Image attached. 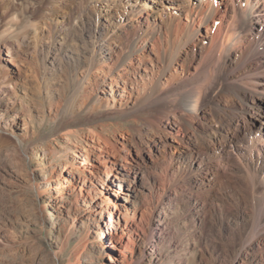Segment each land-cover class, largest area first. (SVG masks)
Wrapping results in <instances>:
<instances>
[{"label":"rangeland","instance_id":"374dc122","mask_svg":"<svg viewBox=\"0 0 264 264\" xmlns=\"http://www.w3.org/2000/svg\"><path fill=\"white\" fill-rule=\"evenodd\" d=\"M146 1L139 0L147 6ZM155 1L148 5L161 13L164 7ZM64 2L63 14L49 0H0V72L6 70L14 81L0 82V264H264V238L247 248L237 240L245 232L252 194L264 195L263 188L252 187L244 166L252 157L253 137L261 134L259 127L264 131L262 118L251 117L252 127L244 126L237 136L232 134L237 124L228 127L230 116L223 113L195 128L168 121L158 127L146 115L128 113L131 97L122 95V88L116 99L120 109L106 107L111 96L103 80L116 75L117 63L145 22L130 26V38L111 26V56L80 85L94 17L102 13V21L115 22L121 11H108L98 0ZM206 2L190 0L192 6ZM222 2L232 10L229 1ZM168 5L166 12L179 11ZM179 8L181 15L173 18L182 35L173 42L182 45L180 62L186 67L175 64L166 77L188 74L205 33L198 24L191 28L185 7ZM259 28L255 23L252 36L264 44ZM195 30L200 32L194 36ZM148 43V50L137 54L155 57ZM157 45L160 55L171 46L167 39ZM144 63L151 67L147 59ZM255 70L253 61L246 62L231 84L264 91V72ZM256 105L257 115L263 113L264 95ZM70 130L74 133L67 134ZM94 132L116 145L132 166L138 161L141 166L117 180L122 160L97 161L90 152L99 140ZM259 145L264 151V142ZM193 156L199 173L180 175ZM110 224L118 240L110 238Z\"/></svg>","mask_w":264,"mask_h":264},{"label":"bare ground","instance_id":"6f19581e","mask_svg":"<svg viewBox=\"0 0 264 264\" xmlns=\"http://www.w3.org/2000/svg\"><path fill=\"white\" fill-rule=\"evenodd\" d=\"M166 1L167 5L171 4L179 11L181 10L179 7H185L187 23L191 25V28L198 24L199 28L205 29V33L203 31L198 44L199 50H197L198 52L194 50L193 55L195 56H192V58H196V64H190L188 74L183 76L166 77L171 69H176L175 64H180L183 68L186 67L185 64L180 62H184V59L182 60L179 55V48L182 45H176V40L173 42L174 37L178 39L182 35V32L178 30L179 24L175 25L173 18L176 14L180 16L181 12L178 10L173 11L175 14L170 11L166 12ZM215 1L207 0L204 3L206 7H203L204 4L202 3L192 6L190 0H158L155 3L164 7L162 9L164 12L159 13L160 11L154 10V6L148 5L150 4L148 0L146 1L147 6L140 4L139 0H98V2L106 4L105 8L107 7L108 11L118 8L121 13L115 22L109 20L110 22L106 23L102 21L104 16L102 13L94 17L93 32L89 40L90 51L86 60L87 73L79 79L80 85L89 80V75L96 64L101 66L111 56L110 52L113 50L112 46H114L112 40L114 32H112L111 26L117 30H123L126 37L130 38L129 34L132 32H128L130 26L140 23L143 18L145 24L141 28V32L134 37L132 43L130 42L131 45L125 55L122 56L121 61L117 63L118 65L115 67L116 75L108 76L110 82H107L106 78L103 80L104 84L110 87L107 95L109 94L111 98H107L106 107L114 108L113 110L116 111L120 109L117 107L116 99L118 91L122 88V95H125L124 92H126L131 97L129 102L131 106H126L128 113L137 117L140 114L146 115L149 117L150 124L158 127H162L163 123L168 121L179 124L180 128L182 126L187 127V129L195 128L197 123L202 122L206 125L211 118H217L220 113L230 116L228 127H233L234 123L237 124L233 127L232 133L236 136L240 135L243 128L252 127L248 123L251 117L262 118L261 124L264 125V112H259L257 115L258 107L256 105L258 99L264 95V91H255L238 85L237 82L231 84V77L234 72L246 62L253 61L256 64L255 72L258 74H260L261 68L264 72V44L260 41L255 42L254 36H252L254 24L256 23L258 27L260 26L259 34L262 33L261 38L264 39V0H225L231 3V11L227 8L228 3L218 0V3L214 6ZM57 2L60 4H57ZM64 3V0H49V4L52 6L60 5L63 14L66 12ZM163 14H165V18ZM163 26L165 34H162ZM198 32L200 31L195 30L192 34L195 36ZM187 34L191 35L190 32ZM161 39H167V42L171 45L164 55H160L161 46L157 45L158 40ZM141 41L142 44L138 46V42ZM148 42L152 43V47H155L151 49L152 53L157 51L155 57L150 54L146 56L144 53L137 54L138 50H148ZM238 51L243 52L244 55H240L237 60L236 53ZM146 59L150 62L151 67L145 65L144 61ZM156 60L159 64L156 63ZM128 64L130 65L129 70ZM230 66L233 67L230 69L231 71L228 68ZM162 79H165V81H162ZM3 80L7 83L14 82L6 70L0 72V82H3ZM66 112V107L60 112V118L63 121H66ZM199 130H197V133ZM258 130L261 131V134L259 132V135L256 134V138L253 137L251 141L253 150L250 152L252 157L244 162V166L250 179H253L252 187L254 189L257 187L264 189V174L262 175L264 173V158L261 157L260 153L263 150H260L259 145L264 142V131L260 127ZM71 133H74V131L67 132V134ZM178 133L172 132L171 134L176 136L179 135ZM93 136H97L99 140L97 141L98 145L96 143L92 144L93 149H90V152L97 158V161L100 162L110 156L119 157L122 160L121 163H118L120 167L117 168L118 175H115L117 180H125L128 170L132 171L138 165L141 166L139 161L132 166L129 160L118 155L119 151L116 145L100 133L94 132ZM102 138L103 141H101ZM256 150H259L257 155ZM84 151V156L88 157L87 160L90 156L87 155V149ZM254 159L256 160L255 164ZM196 160L197 158L193 156L189 163L183 166L180 175L196 176L199 173L198 171L194 173L193 169ZM126 163L130 166L128 167ZM64 171H70V168H65ZM251 197L250 209L247 212L248 219L244 224L245 232L237 234V240L243 248L255 246L257 238H264V227L262 226L264 225V195L258 196L254 192ZM111 217L112 213H110ZM109 229L110 238L118 240L117 233H115L117 228L113 225L111 227L110 224Z\"/></svg>","mask_w":264,"mask_h":264}]
</instances>
